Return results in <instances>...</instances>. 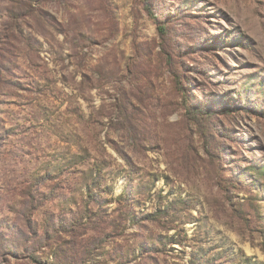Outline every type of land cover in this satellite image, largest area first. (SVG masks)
Returning <instances> with one entry per match:
<instances>
[{
    "label": "rangeland",
    "instance_id": "obj_1",
    "mask_svg": "<svg viewBox=\"0 0 264 264\" xmlns=\"http://www.w3.org/2000/svg\"><path fill=\"white\" fill-rule=\"evenodd\" d=\"M146 1L0 0V264H264V0Z\"/></svg>",
    "mask_w": 264,
    "mask_h": 264
},
{
    "label": "trees",
    "instance_id": "obj_2",
    "mask_svg": "<svg viewBox=\"0 0 264 264\" xmlns=\"http://www.w3.org/2000/svg\"><path fill=\"white\" fill-rule=\"evenodd\" d=\"M144 2H145V7L148 8L147 1L144 0ZM148 12H149L150 14H152L150 9H148ZM158 28H159L160 30H162V26H159V25H158ZM161 32H162V31H161ZM177 85H178V83H177ZM198 111H201V110L199 109Z\"/></svg>",
    "mask_w": 264,
    "mask_h": 264
}]
</instances>
